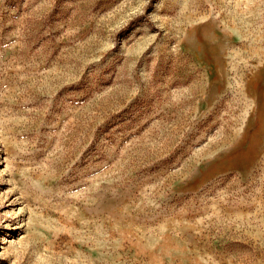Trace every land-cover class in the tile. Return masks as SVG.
<instances>
[{
    "label": "rangeland",
    "instance_id": "374dc122",
    "mask_svg": "<svg viewBox=\"0 0 264 264\" xmlns=\"http://www.w3.org/2000/svg\"><path fill=\"white\" fill-rule=\"evenodd\" d=\"M0 264H264V0H0Z\"/></svg>",
    "mask_w": 264,
    "mask_h": 264
}]
</instances>
